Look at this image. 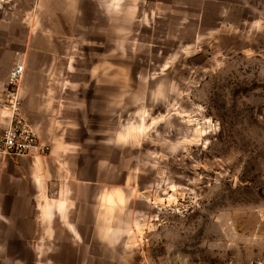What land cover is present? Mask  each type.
I'll list each match as a JSON object with an SVG mask.
<instances>
[{
  "label": "rangeland",
  "instance_id": "1",
  "mask_svg": "<svg viewBox=\"0 0 264 264\" xmlns=\"http://www.w3.org/2000/svg\"><path fill=\"white\" fill-rule=\"evenodd\" d=\"M28 24L57 77L108 83L73 90L93 95L99 167L124 175L134 264L264 257V0H0V49L20 52ZM138 112L149 131L116 143Z\"/></svg>",
  "mask_w": 264,
  "mask_h": 264
},
{
  "label": "crops",
  "instance_id": "2",
  "mask_svg": "<svg viewBox=\"0 0 264 264\" xmlns=\"http://www.w3.org/2000/svg\"><path fill=\"white\" fill-rule=\"evenodd\" d=\"M24 31L20 52L0 49V94L9 68L22 63L21 111L49 149L0 157V264H134L124 221L129 196L118 184L124 175L110 177L99 167L102 152L93 156L92 130L85 119L93 95L73 90L76 83L87 87L95 81L106 89L108 83L57 77L60 54L49 35L32 24ZM8 39L13 31L6 23L4 42ZM71 67L70 62L65 68ZM5 114L0 108V128L7 124ZM115 188L124 203L101 208L99 194ZM102 229L112 230L111 242L101 240Z\"/></svg>",
  "mask_w": 264,
  "mask_h": 264
},
{
  "label": "built area",
  "instance_id": "3",
  "mask_svg": "<svg viewBox=\"0 0 264 264\" xmlns=\"http://www.w3.org/2000/svg\"><path fill=\"white\" fill-rule=\"evenodd\" d=\"M24 73V66L15 62L7 72L6 87L0 94V108L6 110L7 124L0 128V157L19 156L30 152L46 153L48 145L40 143L37 133L20 107L18 86ZM223 264H240L233 257ZM247 264H264V257Z\"/></svg>",
  "mask_w": 264,
  "mask_h": 264
},
{
  "label": "clouds",
  "instance_id": "4",
  "mask_svg": "<svg viewBox=\"0 0 264 264\" xmlns=\"http://www.w3.org/2000/svg\"><path fill=\"white\" fill-rule=\"evenodd\" d=\"M110 8L117 7L116 4H110ZM137 116L141 118V122L139 125L133 123H129L121 132L117 133L116 143L118 144H127L132 140H135L139 143L141 137H144L145 134L149 131L148 127H145L143 121L148 116L147 112H138ZM155 123V121H153ZM98 201L101 208H114L118 204L122 205L124 203V195L120 191L119 188H115L112 190L102 191L98 196ZM111 229L101 230L100 238L103 241L111 242Z\"/></svg>",
  "mask_w": 264,
  "mask_h": 264
}]
</instances>
